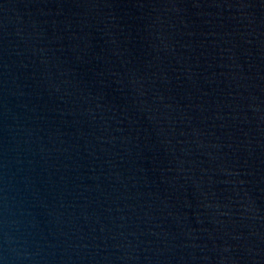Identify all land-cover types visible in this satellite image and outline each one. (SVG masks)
<instances>
[{
  "label": "water",
  "instance_id": "95a60500",
  "mask_svg": "<svg viewBox=\"0 0 264 264\" xmlns=\"http://www.w3.org/2000/svg\"><path fill=\"white\" fill-rule=\"evenodd\" d=\"M0 264H264V0H0Z\"/></svg>",
  "mask_w": 264,
  "mask_h": 264
}]
</instances>
